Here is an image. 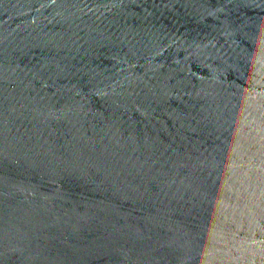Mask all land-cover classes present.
Segmentation results:
<instances>
[{
	"label": "water",
	"instance_id": "water-1",
	"mask_svg": "<svg viewBox=\"0 0 264 264\" xmlns=\"http://www.w3.org/2000/svg\"><path fill=\"white\" fill-rule=\"evenodd\" d=\"M0 264H264V0H0Z\"/></svg>",
	"mask_w": 264,
	"mask_h": 264
}]
</instances>
